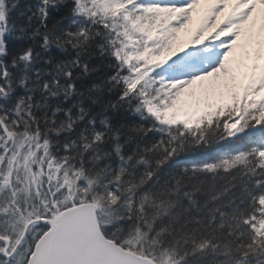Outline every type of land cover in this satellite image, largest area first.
Listing matches in <instances>:
<instances>
[{"label":"snow or ice","instance_id":"obj_1","mask_svg":"<svg viewBox=\"0 0 264 264\" xmlns=\"http://www.w3.org/2000/svg\"><path fill=\"white\" fill-rule=\"evenodd\" d=\"M0 264H264V0H0Z\"/></svg>","mask_w":264,"mask_h":264},{"label":"trees","instance_id":"obj_2","mask_svg":"<svg viewBox=\"0 0 264 264\" xmlns=\"http://www.w3.org/2000/svg\"><path fill=\"white\" fill-rule=\"evenodd\" d=\"M26 2H31V0H21V3H26ZM213 151V149H205L202 150L201 153L196 154V156L194 157V159H201L203 158L206 154H209Z\"/></svg>","mask_w":264,"mask_h":264}]
</instances>
